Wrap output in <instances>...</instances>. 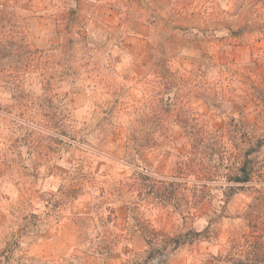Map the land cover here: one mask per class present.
Returning a JSON list of instances; mask_svg holds the SVG:
<instances>
[{
    "label": "rangeland",
    "instance_id": "rangeland-1",
    "mask_svg": "<svg viewBox=\"0 0 264 264\" xmlns=\"http://www.w3.org/2000/svg\"><path fill=\"white\" fill-rule=\"evenodd\" d=\"M40 1L0 0V264H215L244 244L252 191L225 164L176 172L264 133V0Z\"/></svg>",
    "mask_w": 264,
    "mask_h": 264
},
{
    "label": "trees",
    "instance_id": "trees-1",
    "mask_svg": "<svg viewBox=\"0 0 264 264\" xmlns=\"http://www.w3.org/2000/svg\"><path fill=\"white\" fill-rule=\"evenodd\" d=\"M246 137L250 138L239 147L238 153L235 155L227 157V152L220 153L213 149L214 154L211 155L213 157L218 155L215 165L198 167L195 166V162L182 161L176 172L180 179L198 172V179L201 182H208L210 178L217 176V170L225 164V169L228 171L229 185L227 188L229 191L236 193L248 188L254 195L246 215L250 227L254 230L253 235L247 236L244 244H236L232 247L226 257L220 255L215 258V264H264V133H249ZM232 157L234 162L231 160ZM226 161L227 163H225ZM206 187L207 185H202L203 189ZM193 209L194 207L187 205L184 211L191 214ZM181 244L180 241L174 239L164 248L165 250L171 249L170 252L173 254Z\"/></svg>",
    "mask_w": 264,
    "mask_h": 264
},
{
    "label": "crops",
    "instance_id": "crops-1",
    "mask_svg": "<svg viewBox=\"0 0 264 264\" xmlns=\"http://www.w3.org/2000/svg\"><path fill=\"white\" fill-rule=\"evenodd\" d=\"M28 1H29V3L32 4V6L35 4H39V3H41L42 6H44V4H45V2L42 3L40 0H28ZM101 1L104 2L103 0H101ZM107 2H110V1H107Z\"/></svg>",
    "mask_w": 264,
    "mask_h": 264
}]
</instances>
